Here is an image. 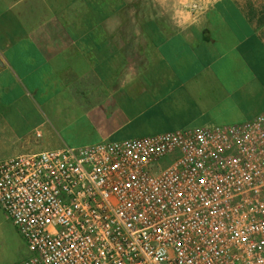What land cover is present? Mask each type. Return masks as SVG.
Returning a JSON list of instances; mask_svg holds the SVG:
<instances>
[{
  "label": "crops",
  "instance_id": "1",
  "mask_svg": "<svg viewBox=\"0 0 264 264\" xmlns=\"http://www.w3.org/2000/svg\"><path fill=\"white\" fill-rule=\"evenodd\" d=\"M190 11L181 29L157 0H0V160L264 112L261 11Z\"/></svg>",
  "mask_w": 264,
  "mask_h": 264
},
{
  "label": "built area",
  "instance_id": "2",
  "mask_svg": "<svg viewBox=\"0 0 264 264\" xmlns=\"http://www.w3.org/2000/svg\"><path fill=\"white\" fill-rule=\"evenodd\" d=\"M0 208L22 264H264V112L2 159Z\"/></svg>",
  "mask_w": 264,
  "mask_h": 264
},
{
  "label": "rangeland",
  "instance_id": "3",
  "mask_svg": "<svg viewBox=\"0 0 264 264\" xmlns=\"http://www.w3.org/2000/svg\"><path fill=\"white\" fill-rule=\"evenodd\" d=\"M250 7L261 11L264 20V0H246ZM26 256V248L17 227L8 215L0 208V264H21Z\"/></svg>",
  "mask_w": 264,
  "mask_h": 264
},
{
  "label": "clouds",
  "instance_id": "4",
  "mask_svg": "<svg viewBox=\"0 0 264 264\" xmlns=\"http://www.w3.org/2000/svg\"><path fill=\"white\" fill-rule=\"evenodd\" d=\"M159 5L166 12L171 13V19L178 28H185L198 22V15L190 11L197 7V0H157ZM215 0H198V6L201 11L207 10Z\"/></svg>",
  "mask_w": 264,
  "mask_h": 264
},
{
  "label": "snow or ice",
  "instance_id": "5",
  "mask_svg": "<svg viewBox=\"0 0 264 264\" xmlns=\"http://www.w3.org/2000/svg\"><path fill=\"white\" fill-rule=\"evenodd\" d=\"M203 182V181H202Z\"/></svg>",
  "mask_w": 264,
  "mask_h": 264
}]
</instances>
